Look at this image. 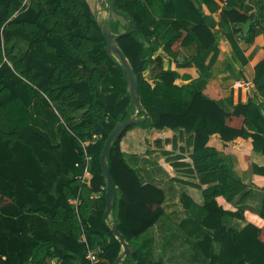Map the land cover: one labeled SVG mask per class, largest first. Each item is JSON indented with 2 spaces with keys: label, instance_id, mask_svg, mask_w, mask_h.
<instances>
[{
  "label": "trees",
  "instance_id": "16d2710c",
  "mask_svg": "<svg viewBox=\"0 0 264 264\" xmlns=\"http://www.w3.org/2000/svg\"><path fill=\"white\" fill-rule=\"evenodd\" d=\"M199 2L226 7L220 24L228 27L224 36L231 47L230 63L234 69L237 62L247 65L238 39L253 44L258 33L244 0ZM114 6L119 20L112 24L99 22L87 0H0V264H88L90 249L97 250L94 264H113L122 251L110 232L113 222L103 221L104 211L92 216V198L104 201L105 197L99 165L103 144L115 124L132 118L136 111L117 56L104 49L102 25L114 35L113 43L135 74L144 111L148 114L157 99L168 105L169 111L158 115L151 126L173 132L167 141L170 152L177 154L168 161L182 160L188 153L189 162L172 166L197 174L199 185L190 186L201 189L208 184L202 190L208 213L204 225L212 226L213 219L223 216L249 221L240 232L215 228L223 234L226 260L211 264H264V168L250 160L252 151L264 154L262 106L252 99L233 102L221 87L199 91L191 82L176 83L184 76L181 71L191 67L177 55L179 48L196 41L209 51L219 40L212 26L200 18L194 0H115ZM179 7L186 16L170 23V45L158 44L155 39L168 24L166 18ZM140 37L149 43L154 38L150 62L142 57ZM14 39L27 45L22 55L14 54ZM263 80L264 56L253 68L256 90H264ZM78 112L83 113L75 123L68 115ZM135 125L129 124L117 136L107 156L115 190L120 192L116 225L134 249L119 264H160L149 262L133 245L163 215L165 197L162 189L142 184L124 158L120 142ZM96 127L104 132H96ZM213 136L226 152L238 138L247 142L240 164L263 193L259 215L232 206L246 186L228 174L209 145ZM181 203L185 205L182 198ZM24 219L35 229L27 241ZM208 242L205 237L200 243L206 256Z\"/></svg>",
  "mask_w": 264,
  "mask_h": 264
},
{
  "label": "crops",
  "instance_id": "0c3cea01",
  "mask_svg": "<svg viewBox=\"0 0 264 264\" xmlns=\"http://www.w3.org/2000/svg\"><path fill=\"white\" fill-rule=\"evenodd\" d=\"M177 1L172 0L173 3ZM194 2L198 8L200 18L212 26V31L217 34L219 40L209 51L201 49L196 41L180 47L177 55L182 60L186 59L191 67L181 71L184 76H181V79H178L176 83L191 82L199 91L213 86L221 87L223 94L228 95L227 97L231 96L233 102L240 99L245 103L252 99L260 103L264 114V90L261 92L262 95H257L253 84L254 65L264 56V1L244 0L245 10L252 13V21H256L255 30L258 34L253 44H246L244 40L238 39V45L247 58L248 64L241 67L237 62L235 69L229 60L231 47L224 36L228 32V27L220 24V13L222 10H226V7L215 4L202 6L199 0H194ZM185 16L186 11L182 7L177 9L175 15L168 16L166 18L168 24H163V30L157 35L155 41L168 47L172 35L170 23L175 19H184ZM245 30L246 27L239 34L244 33ZM140 40L143 45L142 57L144 60L149 61L152 57V40L150 43L141 39V37ZM26 50L27 45H24V52ZM192 74H196L198 78L191 80L189 76ZM261 83H264V80ZM52 111L57 114L55 107ZM167 111H169L168 105L161 99H157L152 104L148 114L144 111L146 120H142L143 117L137 120L136 125L126 132L120 142L126 162L136 171L141 183L152 184L162 189L165 194L162 203L163 215L133 245L140 249L151 263L211 264L216 261L223 262L226 260L223 247L225 242L222 239V232H217L215 228L221 226L240 232L249 221L223 216L220 220L213 219L212 226L206 227L204 225L208 213L203 207L202 190L209 187L208 184H203L201 189L190 186L191 184L199 185L197 174L188 175L184 172L185 168H174L172 166L173 163L189 162L188 153L184 154L182 160L168 161L167 159H172L177 154V152H170L171 143L167 141L172 139L173 132L170 130H156L151 126V121ZM82 113L78 112L68 116L73 118L75 123H78ZM60 120L63 122L61 118ZM246 143L244 139L238 138L229 145V151L226 152L220 145L218 137L213 136L209 145L216 149L219 159L223 161L228 169V174L246 186V189L233 199L232 206L259 215L263 193L258 186L252 185L247 171L240 164V159L246 149ZM250 160L258 167L264 168V154L252 151L250 152ZM244 195H246V198L240 203V199ZM119 196L120 192L115 190L111 211L104 222L107 220L112 221V224L118 222L117 200ZM181 198L185 205L181 203ZM92 203L95 207L92 216L97 217L99 213L105 210V197L104 201L94 197ZM33 231H35L34 226H30L29 222L24 219L26 241L33 237ZM205 237H208V245H210L208 256L200 247V243L204 241ZM82 241L85 242V238ZM2 259H5V257L2 256ZM245 264L253 263L245 262Z\"/></svg>",
  "mask_w": 264,
  "mask_h": 264
},
{
  "label": "water",
  "instance_id": "95a60500",
  "mask_svg": "<svg viewBox=\"0 0 264 264\" xmlns=\"http://www.w3.org/2000/svg\"><path fill=\"white\" fill-rule=\"evenodd\" d=\"M114 3H115V0H111V10L113 11V13H116L117 15H119V13L115 11ZM94 15L96 18L95 13H94ZM123 17L128 21L126 16L123 15ZM135 30H136V26H133L131 31L134 32ZM101 31H102L103 37L105 39V42H106V45L104 48L105 51L110 56H113V54H115L117 56L120 64H121L122 68H123V71L125 73V78L127 80L128 93H129L132 105L136 109V112L132 118H129L123 122H117L115 124V126L113 127L111 132L108 134V136H107V138L103 144V148H102V151L100 153V156H99V165H100L102 176L105 180V210H104V214H103V221H104L111 211L113 201H114L115 189H116L114 182H113L111 175H110L109 166L107 164V156H108L111 144L117 138V136L129 124L136 123L137 120H139V119H137V116L144 111H143L142 107L140 106L139 97L137 94L138 83H137V80L135 78V74H134L129 62L127 61V59L123 56V54L118 50V48L113 43L112 38L114 35H112L109 32L106 25L101 26ZM100 70L103 71V66H101ZM142 120H146L145 113L143 115ZM95 131L96 132L98 131L100 133L104 132V130L102 128H98V127L95 128ZM110 232L119 240V242L122 246V251H121L120 255L113 262V264H119V261L123 257H125L126 255L133 253L134 249H133V246L131 244H129L125 241L124 236L118 231L116 224L111 225Z\"/></svg>",
  "mask_w": 264,
  "mask_h": 264
},
{
  "label": "rangeland",
  "instance_id": "374dc122",
  "mask_svg": "<svg viewBox=\"0 0 264 264\" xmlns=\"http://www.w3.org/2000/svg\"><path fill=\"white\" fill-rule=\"evenodd\" d=\"M111 0H88L89 5L91 6V9L93 10L94 13H96V19L99 22L102 21H109L115 23L119 18H117L113 11H111ZM123 24V22L121 21ZM24 45H26L22 40L14 39L12 40L11 46L14 50V54L16 55H22L24 53ZM10 46V47H11ZM255 92L257 95H262V91L256 90V87L254 86ZM260 92V93H259ZM260 104V103H258ZM261 105V104H260ZM217 152V151H216ZM182 155V154H181ZM24 239V235H23ZM5 257V256H4Z\"/></svg>",
  "mask_w": 264,
  "mask_h": 264
},
{
  "label": "built area",
  "instance_id": "2783aa9c",
  "mask_svg": "<svg viewBox=\"0 0 264 264\" xmlns=\"http://www.w3.org/2000/svg\"><path fill=\"white\" fill-rule=\"evenodd\" d=\"M85 160H86V163H85V165L83 167V173H82V176H81L82 179H84L86 171H87L89 157H86ZM96 254H97L96 250H88V252H87V255H88V258H89V263L88 264H94L93 262L95 260Z\"/></svg>",
  "mask_w": 264,
  "mask_h": 264
}]
</instances>
